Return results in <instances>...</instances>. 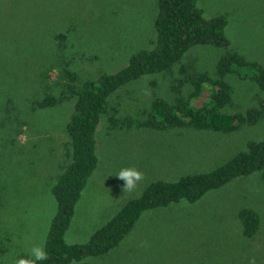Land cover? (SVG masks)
I'll return each instance as SVG.
<instances>
[{
  "label": "rangeland",
  "instance_id": "obj_1",
  "mask_svg": "<svg viewBox=\"0 0 264 264\" xmlns=\"http://www.w3.org/2000/svg\"><path fill=\"white\" fill-rule=\"evenodd\" d=\"M156 4L157 0H0V264H18L20 259L32 263V249L44 250L57 211L51 188L70 161L65 127L74 103L62 72L64 63H70L78 85L118 71L130 54L153 46ZM198 5L208 18H227L230 50L264 67V0H199ZM59 34L66 37L64 48H58ZM225 53L196 47L171 72L143 77L113 96L98 130V169L76 207L67 243L88 242L150 183L214 170L245 151L250 141L264 139V117L231 133L158 132L113 128L109 123L112 117L144 119L157 97H186L192 88L181 66L189 67V75L215 78ZM224 80L234 90L226 113L264 105V92L256 84L234 76ZM48 91L59 104L38 108L37 101ZM122 168L142 174L131 190L117 177ZM246 208L261 218L254 239L243 235L238 217ZM83 263L264 264V181L256 173L212 190L195 203L148 210L115 249Z\"/></svg>",
  "mask_w": 264,
  "mask_h": 264
},
{
  "label": "trees",
  "instance_id": "obj_2",
  "mask_svg": "<svg viewBox=\"0 0 264 264\" xmlns=\"http://www.w3.org/2000/svg\"><path fill=\"white\" fill-rule=\"evenodd\" d=\"M198 1L157 0L153 46L130 54L127 64L116 72L103 73L78 85L77 75L70 69V63H64L62 72L70 97L74 99L65 127L70 139V161L51 188L57 211L45 240L46 259L35 260L31 264H84L87 258L115 249L148 210L181 201L195 203L212 190L256 173L264 181V139L250 141L245 151L214 170L182 175L175 181L150 183L140 196L127 201L88 242L69 244L65 240L82 194L98 169L97 136L102 118L109 113L113 96L132 82L171 72L196 47L222 49L226 53L216 65L215 78L207 73L189 75V67L182 65L180 73L192 88L186 97L179 94L173 101L157 97L151 102L144 119L112 117L110 125L113 128L136 127L158 132L192 129L231 133L245 125H256L264 117L263 104L251 107L245 113L229 114L224 111L231 104L234 93L233 87L224 78L234 76L241 82L256 84L264 92V67L230 50L226 34L227 18L223 15L206 17ZM65 38L64 34L56 35L58 48H64ZM58 104L59 99L49 91L36 103L40 109H51ZM238 217L243 235L248 239L256 238L261 229L259 214L246 208L239 211Z\"/></svg>",
  "mask_w": 264,
  "mask_h": 264
},
{
  "label": "clouds",
  "instance_id": "obj_3",
  "mask_svg": "<svg viewBox=\"0 0 264 264\" xmlns=\"http://www.w3.org/2000/svg\"><path fill=\"white\" fill-rule=\"evenodd\" d=\"M117 177L125 182L124 189L131 190L136 186V183L141 180L142 174L134 168H122L118 172ZM31 254L36 261L46 259V254L41 247H34ZM18 264H27V262L24 259H20Z\"/></svg>",
  "mask_w": 264,
  "mask_h": 264
},
{
  "label": "crops",
  "instance_id": "obj_4",
  "mask_svg": "<svg viewBox=\"0 0 264 264\" xmlns=\"http://www.w3.org/2000/svg\"><path fill=\"white\" fill-rule=\"evenodd\" d=\"M43 251H44V250H43ZM34 261H35V260H34ZM34 261H33V262H34ZM33 262H32V263H33ZM30 264H31V263H30Z\"/></svg>",
  "mask_w": 264,
  "mask_h": 264
}]
</instances>
